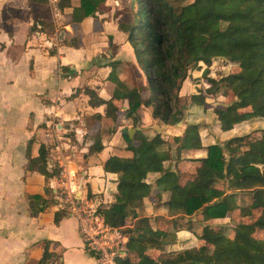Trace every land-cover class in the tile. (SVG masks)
<instances>
[{"label": "trees", "instance_id": "16d2710c", "mask_svg": "<svg viewBox=\"0 0 264 264\" xmlns=\"http://www.w3.org/2000/svg\"><path fill=\"white\" fill-rule=\"evenodd\" d=\"M104 1L79 0L72 5L71 0H58V9L71 7L65 13L71 29L60 27L65 32L62 42L81 45V22L95 15ZM129 6L130 17L120 20L119 28L126 32L135 62L102 52L108 60L99 66L108 67L103 80L113 83L111 91L83 82L67 96L84 93L95 109L84 115L82 144L87 149L82 153L83 163L88 155L100 152L122 126L135 128L131 136L121 133L124 147L132 151L130 156L110 154L101 161L104 171L116 173L117 182L113 200L99 202L97 213L106 224L121 227L126 237V254L117 257L115 264H264V234H253L258 229L264 231V127L257 128L247 142L248 134H242L203 145L198 122L186 123L179 135L149 134L142 124L141 108L147 106L154 118L170 122L174 112L171 100L181 97L184 80L193 70L201 69V86H192L189 97L193 104L212 108L219 131L253 116L264 118V0H190L182 5L174 0H129ZM38 24L55 29L51 21L35 19L31 30ZM198 34L207 36L199 46ZM108 39L111 45L110 35ZM215 58L236 64L237 69L214 76L209 66ZM61 69L70 70L67 65ZM228 93L233 94L231 100L212 106L211 98ZM65 134L75 138L73 129ZM51 147L48 142H39L27 165L28 169L41 165L46 182L58 177L62 169L58 162L48 168ZM184 149L204 153L186 156L181 153ZM150 172H158L155 180L161 187L152 189L154 183L146 180ZM235 191L247 193L241 214L249 215L256 209L257 217L235 222L231 235L211 234L207 240L200 237L199 244L165 247L176 241L180 229L198 234L194 223L207 226L228 216L236 209ZM86 192L92 196L89 187ZM164 192L168 193L166 199H162ZM28 197L32 212L58 202L55 190L47 184L44 193ZM146 198L153 200L156 210L163 211L153 221L145 214ZM66 214L65 208H57L52 219L57 222ZM49 242L44 241L37 264L53 259ZM149 242L157 243L158 249H149Z\"/></svg>", "mask_w": 264, "mask_h": 264}, {"label": "crops", "instance_id": "0c3cea01", "mask_svg": "<svg viewBox=\"0 0 264 264\" xmlns=\"http://www.w3.org/2000/svg\"><path fill=\"white\" fill-rule=\"evenodd\" d=\"M57 2L58 0H46V3L0 0V264H37L44 250L45 240L50 241L49 248L55 253L48 264H97L95 255L87 248L78 231L75 216L69 213L54 222L52 216L57 209L55 204L38 212L31 211L29 194L44 193L46 184L53 191L59 181L56 183L53 179L56 177H50L46 182L38 171V166L27 168L28 159L36 154L39 142H48L51 135L52 138L59 135L66 138L69 135L65 131L72 129L79 143V150L85 152L87 146L82 144L84 115L95 109L88 104L87 95L84 93L74 98L67 96L83 82L99 84L108 92L111 91L113 83L103 80L108 67L99 66L108 60L102 52L131 62H135V56L126 32L119 28L122 15H115L119 0H105L95 12L98 17L89 16L81 22L79 31L82 43L78 47L62 42L65 32L60 27L71 29L65 22V13L71 7L60 10ZM78 3L79 0H71L72 5ZM127 4L130 7L129 0ZM41 7H46L49 15L41 13L38 10ZM35 19L51 21L55 29L51 31L38 24L36 29L31 30ZM108 35L111 36V45ZM104 39L108 40V45L101 43ZM124 52L126 55H122ZM63 65L69 66L70 70H62ZM179 95L183 97L185 94L180 90ZM141 108L142 124L150 132H160L168 127V123L152 116L149 107ZM145 108L155 119L151 125L144 123ZM196 122L199 123L198 120ZM185 125L181 131L163 130L168 133L166 136L160 133L164 137L179 135ZM120 130L106 141L100 152L85 158L80 196L85 194L91 201L94 194L98 193L99 202L113 200L116 173L104 171L101 161L110 154H132L131 150L124 147L125 141ZM220 132L232 133L233 129ZM201 140L203 145H207L214 139L204 142L201 134ZM191 152L196 154L189 155ZM181 153L186 156H199L203 155L204 150L184 149ZM47 163L49 164L48 161ZM58 163L61 167L63 163L66 167L71 164L70 161L64 162V159H59ZM158 176V172H150L146 177L147 181L154 183L152 189L161 187L159 183L156 185L155 179ZM88 187L92 192L91 197L86 194ZM167 196L168 193L164 192L162 199ZM147 204L150 206L149 211L146 210ZM157 213L163 211L156 210L153 200L146 198L145 214L153 221ZM221 219L224 217L211 222L216 223ZM175 239L176 244L190 242L192 245L201 242L193 230L189 232L185 229L178 230ZM179 247L180 245L176 248Z\"/></svg>", "mask_w": 264, "mask_h": 264}, {"label": "rangeland", "instance_id": "374dc122", "mask_svg": "<svg viewBox=\"0 0 264 264\" xmlns=\"http://www.w3.org/2000/svg\"><path fill=\"white\" fill-rule=\"evenodd\" d=\"M174 1L176 4L182 5L184 3H187L190 0H174ZM116 8H118V10H115V15H118L119 13H121L122 15L120 17L121 20L129 19L131 9L130 7H128L127 0H119V4L116 6ZM38 10L41 13H45L49 15L48 9L46 7H41ZM94 16H97V15L95 14ZM206 38L207 36L205 34H198L197 36L198 45L197 46L201 45L206 40ZM101 43L108 45V40L104 39ZM111 47H110V50H112ZM122 55H126V53L124 52L122 53ZM209 68H210L211 74L214 76H217L220 73L226 74L230 71H234L237 69V66L236 64L233 65L230 62L225 63L221 61L219 58H215L210 64ZM200 72H201V69L193 70L190 74V77L184 80L182 87H181L182 89H180L182 90V92H184L185 95L183 97H180L177 100L175 99L171 100L173 107H174V112L171 116L172 120L168 122V127L160 131L164 136L168 134L167 132H175V130L178 131V129L179 131H181L183 126L186 123L196 122V120H198L200 123L199 129L202 134V138L204 142L210 141V139L211 140L214 139L213 141H217L221 143L223 142L224 139H227L233 135L248 134V137L244 139V142H247L251 138V136L255 135V130L257 128L264 127V118L253 116V117H250V118H247V119H244L242 121L235 123L233 127L231 128L233 129L234 133L225 132L223 134L222 132H220L215 125L216 117L212 111V108L211 107L203 108L199 105H195L191 102L190 97H189L192 86H194L195 88H198L199 86H201V83H202L201 79L203 78L199 77ZM232 97H233V94H230V93H228V95L224 97L222 95H216L214 98L210 99V102L212 103V106H214L217 102H226V101L231 100ZM177 109H180L182 113L179 112ZM143 119L146 125H151L152 122L155 121V119L151 116L149 110L146 108L144 109ZM163 130H166L167 132ZM52 132L53 131L51 130V133ZM148 133L153 134L150 131ZM47 141H48V144L52 146L50 149L49 158L47 160L49 162V164L47 163V166L49 169L54 165L55 162H59V159L61 160L64 159V162L68 163V161H70L71 163V164H68L67 167L63 163L62 165L63 170L61 169L60 175L56 178H53L54 180H56V183H57V180L59 181L58 185H56V188H59L60 186H62L63 185L62 182L65 180L74 181L76 184V188H77L78 183L81 180H84V177H83L84 174L82 172L84 158L82 156V151L79 150V143L76 141V138H73L71 136H68L65 138L63 135H59V136L52 138V135H51V139ZM61 141H64L65 143L60 144ZM171 151L174 154V148H171ZM190 154L195 155L196 152L195 153L191 152L189 153V155ZM38 171L43 173L44 168L39 165ZM223 183L224 185L226 184L225 181ZM250 186L251 185H249V187ZM83 187L85 191L86 188L84 185ZM48 194L50 195V191L48 192ZM232 195L235 201L237 202L236 209L232 210V212L228 216L224 217V219H221L220 221L216 223L208 224L207 226L205 225L202 226L201 224L199 225L197 222L194 223L192 227H194L195 230H198L199 236L195 232L197 237L199 238L203 237L202 240H205V239L207 240L208 239L207 236L211 234H218L221 236L231 235L233 233L231 228L235 222L240 221V220L249 221L257 217L259 210H256V209H253L251 214L249 215L241 214V211H242L241 209L245 207V204L248 200L247 193L243 191L241 192L235 191ZM99 201H100V195L98 193L94 194V196L91 198L92 204H97V202ZM55 206H57V208H60L58 207L59 206L58 202L55 203ZM146 210L148 211L150 210L149 204H147ZM194 216H195V219L198 218V215H194ZM185 230L191 232L190 229H185ZM253 234L257 237H262L264 234V231L258 229V230H255ZM148 245H149V249H153V248L158 249V244L155 242H152V243L149 242ZM178 245H180V247H183V246L191 245V243L183 242L181 244H176V242H171V243L165 244V247L170 249V248H176L178 247Z\"/></svg>", "mask_w": 264, "mask_h": 264}, {"label": "built area", "instance_id": "2783aa9c", "mask_svg": "<svg viewBox=\"0 0 264 264\" xmlns=\"http://www.w3.org/2000/svg\"><path fill=\"white\" fill-rule=\"evenodd\" d=\"M55 189L58 207L65 208L77 219L78 231L87 246L95 255L97 264H115L117 257L126 254L121 227L106 224L97 213V205L92 204L84 194L76 197V184L65 180Z\"/></svg>", "mask_w": 264, "mask_h": 264}, {"label": "water", "instance_id": "95a60500", "mask_svg": "<svg viewBox=\"0 0 264 264\" xmlns=\"http://www.w3.org/2000/svg\"><path fill=\"white\" fill-rule=\"evenodd\" d=\"M120 131H121V133H128L131 136L132 133L134 132V127L123 126ZM81 187H82V182L80 181L78 183L77 190L75 192V196L76 197H79L80 196V194H81Z\"/></svg>", "mask_w": 264, "mask_h": 264}]
</instances>
